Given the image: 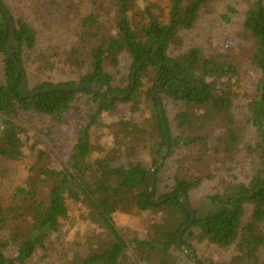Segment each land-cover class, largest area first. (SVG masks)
Returning <instances> with one entry per match:
<instances>
[{
  "label": "trees",
  "instance_id": "16d2710c",
  "mask_svg": "<svg viewBox=\"0 0 264 264\" xmlns=\"http://www.w3.org/2000/svg\"><path fill=\"white\" fill-rule=\"evenodd\" d=\"M211 1L169 0L164 19L146 6L147 18L137 20L130 15L133 0H110L115 10L112 25L106 26L99 14L82 19L79 37L89 62L79 81H44L31 89L97 82L123 94L131 88L134 72L143 58L154 56L189 72L197 81L195 89L184 95L192 86L191 80L162 62L149 60L137 71L135 87L124 99L89 90L25 97L21 72L7 54L10 22L0 8V55L4 57L6 73V83L0 84V158L16 162L28 152L34 158L13 203L0 204V264H22L37 252L47 256L51 240L71 223L69 202L83 206L88 224L98 230L87 237L88 253L67 254L66 264H177L175 246L180 248L178 236L192 220V213L184 200L174 194L186 195L192 206L191 193L214 175H195L181 167L174 175L170 191L158 196L157 184L156 199H167L161 204L152 203L146 176L158 163L167 142L160 104L153 96L158 88L184 95L177 101L185 104L175 115L174 123L180 133L174 135L162 101L170 127L171 149L158 175L180 146L200 148L202 156L212 157L227 170L241 155L258 159L248 182H229L198 206H192L195 220L183 235L197 243L208 242L221 248L235 245L231 264H264V0L250 3L243 22L244 38L253 45L252 61L258 76L255 95L240 118L236 101L243 71L238 54L206 56L197 47L177 52L182 43L181 32L196 25L203 8ZM229 9L236 11L234 7ZM13 17L17 28L13 54L27 71L30 56L38 45V31L24 17ZM225 17L229 19L228 15ZM123 56L129 59V71L117 83ZM79 57L77 48L67 54L68 61L77 65L83 62ZM43 67L45 71L54 69L51 61ZM108 67L115 72L108 71ZM80 92L88 95L86 104L94 106L95 111L84 117L66 164L58 169L53 165L51 147L44 144L40 135L31 133L23 118H47L51 125L44 133L50 135L54 127L69 125L72 114L81 118L77 105ZM159 94L161 99L171 98ZM122 101L130 103L127 116L116 124L106 122L105 114L116 110ZM106 130L112 134L111 144L103 141ZM251 131L255 136L249 137ZM140 144L152 157L151 167L135 158ZM121 159L125 163H118ZM120 211L133 217L157 214L159 219L149 223V237H140L118 226L115 214Z\"/></svg>",
  "mask_w": 264,
  "mask_h": 264
},
{
  "label": "rangeland",
  "instance_id": "374dc122",
  "mask_svg": "<svg viewBox=\"0 0 264 264\" xmlns=\"http://www.w3.org/2000/svg\"><path fill=\"white\" fill-rule=\"evenodd\" d=\"M252 1H211L203 8L196 25L192 29L181 32L182 43L177 49V52H186L197 47L206 56L217 53L238 54L237 57L243 71V78L237 88L236 113L239 118L248 111V103L255 95L258 76V70L252 61L253 45L244 38L243 32L245 14ZM168 2L169 0H133L130 15L137 20L147 18L146 6H148L156 16L164 19ZM6 5L16 18L24 17L38 31V45L30 56L27 70L29 85L32 90L44 81L60 83L75 80L78 82L80 73L88 69L87 64L89 62L88 52L81 48L79 37V32L82 30V19L91 14H99L103 17V23L109 26L114 22L115 15L114 6L110 0H7ZM230 7H234L236 11H230ZM226 15L229 16V19L225 17ZM76 48L79 50L80 60H83L79 63L80 67L67 59V54ZM47 61L52 62L53 70H44L43 66ZM129 66V59L127 56H123L118 68L117 83L120 82L119 78L129 71ZM108 71L115 72L111 67H108ZM4 83H6L5 62L4 57L0 55V84ZM87 98V94L78 93L77 105L81 108V118H76L72 114L69 125L54 127L50 135L44 133L51 125L47 118H40L37 115L23 118L31 133L40 135L45 140L44 144L51 147L53 165L58 169L65 166L66 159L75 145L78 129L84 121V117L95 111L94 106L86 104ZM162 101L173 125V134L177 135L180 132L174 123V118L179 110L185 108V104L168 97H162ZM129 108L130 103L122 101L118 103L116 110L105 114L104 120L116 124L127 116ZM253 135L255 136V132L251 131L249 137ZM111 136L112 134L106 130L103 141L106 144H111ZM142 147V144L137 146L135 158L142 161L145 166L151 167L152 157L148 156V152L144 151ZM201 153L200 148L188 149L184 146L176 148L166 160L160 174H157L158 196L172 189L174 175L181 167L186 172H192L195 175H207L208 172H211L214 175L213 178L207 179L191 193L192 206L196 207L210 193L223 189L229 182H248L256 163H258V159L241 155L237 162L231 164L232 169L227 170L220 162L216 163L212 157L202 156ZM33 161V155L29 152L24 159L16 162L5 161L0 158L1 205L13 203L17 189L24 184ZM118 163H125V159H121ZM69 204L72 208L70 211L71 223L65 226L60 236L51 240L48 245L47 256L44 257L42 253L37 252L22 264H66V257L71 253L77 251L84 256L88 253L87 237L89 233L98 230V228L88 224L85 218L86 209L83 206H74L71 202ZM158 219L157 214L135 217L127 211H120L115 214V220L119 227L129 229L131 234L140 237H149L150 235L147 234L148 225ZM0 234L2 233L0 232ZM181 243L180 248L175 246L177 264H197L193 256L206 261L207 264H231V260L236 254L235 245L221 248L208 242L197 243L186 235H182ZM188 245L192 247V252Z\"/></svg>",
  "mask_w": 264,
  "mask_h": 264
},
{
  "label": "water",
  "instance_id": "95a60500",
  "mask_svg": "<svg viewBox=\"0 0 264 264\" xmlns=\"http://www.w3.org/2000/svg\"><path fill=\"white\" fill-rule=\"evenodd\" d=\"M0 8L2 9V11L4 12V14L7 16L9 22H10V26H11V34H10V39H9V43L7 46V54L10 58H12L15 63L17 64L21 75H22V84H21V90L24 93V96H32L35 97L37 95L40 94H45V93H50L53 91H83V90H89L92 92H101L104 95H106L109 98L112 99H124L127 98L133 91L134 87H135V83H136V73L139 69H141V67L149 60H156L158 62H162L164 63L167 67L171 68L174 71L180 72L183 75H185L187 78H189L192 82V86L189 90L188 93L184 94L187 95L190 93V91H192L193 89H195V87L197 86V81L195 79V77L193 75H191L189 72L183 70V69H179L175 66L169 65L165 62H163L160 58L154 56L152 58H148L145 57L143 58V60L140 62V64L138 65L137 69L134 72V77H133V82H132V86L131 88L126 92V93H118V92H114L111 91L110 89H108L105 85L103 84H99L97 82H93L90 84H77V85H60V84H55V85H51L48 87H45L43 89H39V90H35V91H31L30 89V85H29V77L27 74V71L25 70L24 66L20 63V61L18 60V58L16 56H14L13 54V47L15 44V39H16V23L13 17V14L10 12V10L8 9L7 5L0 1ZM159 93H164L168 96H170L173 99H179L182 98L184 95H180L177 96L175 95L173 92H171L170 90L166 89V88H158L153 92V96L158 99L159 104H160V112H161V118L164 124V128L166 131V138H167V142L165 145V148L163 150V153L158 161V163L155 165V167L150 171V173L146 176V183L148 185V187L150 188V197H151V201L154 204H161L162 202H164L167 198L158 200L155 197L156 194V179H157V171L159 169V167L161 166L166 154L169 152L170 147H171V133H170V127H169V123L168 120L166 118V111L165 108L162 104V99H161V95ZM174 196H178L179 198L184 200V205L186 206V208L192 213V220L186 224L185 228L183 229V231L179 234L178 236V245L181 247L182 243H181V238L183 233L185 232L186 229H188L194 222L195 220V211L192 208V206L190 205L189 201H188V197L184 194H174ZM188 247L190 248L191 251H193L192 247L188 245ZM193 259L198 263V264H204L197 256H193Z\"/></svg>",
  "mask_w": 264,
  "mask_h": 264
}]
</instances>
